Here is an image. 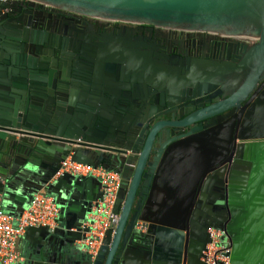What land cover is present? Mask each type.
Returning a JSON list of instances; mask_svg holds the SVG:
<instances>
[{"label": "water", "instance_id": "95a60500", "mask_svg": "<svg viewBox=\"0 0 264 264\" xmlns=\"http://www.w3.org/2000/svg\"><path fill=\"white\" fill-rule=\"evenodd\" d=\"M29 1L258 41L230 49L236 57L197 58L153 54L143 40H124L83 46L85 59L67 61L41 39L42 31L0 28L2 205L19 217L45 191L59 206L55 227L26 230L32 246L18 264H64L81 248L76 242L88 230L82 224L100 183L56 177L68 156L120 174L118 222L86 264H207L201 257L210 226L226 231L231 264H264V90L253 91L264 79V0ZM128 89L132 95L122 91ZM250 94L251 103L242 106ZM206 95L215 103L183 121L139 129L155 103ZM205 117V129L160 140L165 125ZM137 221L145 231L135 229Z\"/></svg>", "mask_w": 264, "mask_h": 264}, {"label": "flooded vegetation", "instance_id": "af4514ba", "mask_svg": "<svg viewBox=\"0 0 264 264\" xmlns=\"http://www.w3.org/2000/svg\"><path fill=\"white\" fill-rule=\"evenodd\" d=\"M0 28L4 30L30 28L42 31L44 33L41 39L45 40L50 46L59 47V56L67 61L74 59L75 56L78 61L85 59V56L81 55L83 46L116 44L124 40H143L152 48L153 54L163 53L197 58H224L227 55H230L231 58L236 57L230 49L234 50L237 46L240 47L241 42L254 44L258 41L257 39H243L221 32L180 29L107 19L81 14L45 3H33L29 0L0 2ZM69 46L78 47L80 51L73 53L69 51ZM51 56H57V54L53 53ZM87 66L91 68L93 65L88 63ZM116 69L117 64L114 65V72ZM262 90H264V79L257 83L253 91L260 92ZM122 91L133 94L132 89ZM202 97L199 99L190 98L171 106L162 105L159 102L155 103L152 114L141 122L139 129L141 130L148 124H155L160 121L181 122L198 110L215 103L216 97L210 98L208 95ZM251 97L252 94L242 102V106L249 105ZM220 99H223L222 95L219 96ZM150 110L151 108H149ZM209 118L205 117L192 122V124L177 128H170L165 125L160 140L166 141L197 126H202V129H205V125H209ZM165 129L170 130L168 134Z\"/></svg>", "mask_w": 264, "mask_h": 264}, {"label": "built area", "instance_id": "2783aa9c", "mask_svg": "<svg viewBox=\"0 0 264 264\" xmlns=\"http://www.w3.org/2000/svg\"><path fill=\"white\" fill-rule=\"evenodd\" d=\"M2 1L9 0H0ZM64 173L79 179L93 177L100 183L101 195L82 224L88 230L78 241L89 260L93 261L107 231H112L118 222V214L115 213L114 206L120 187V174L102 165L93 166L73 161L69 156L59 163L55 176ZM58 211L59 206L55 198L45 191H39L33 195L29 207L19 217H15L4 209L0 194V264L21 262L23 257L17 248L18 240L30 227H55ZM135 229L145 231L146 223L137 221ZM207 233L209 241L202 251L201 260L207 264H231V243L226 231L210 226L207 228Z\"/></svg>", "mask_w": 264, "mask_h": 264}, {"label": "crops", "instance_id": "0c3cea01", "mask_svg": "<svg viewBox=\"0 0 264 264\" xmlns=\"http://www.w3.org/2000/svg\"><path fill=\"white\" fill-rule=\"evenodd\" d=\"M76 244H78V241L76 242ZM31 246H32V243L28 239L25 238V233H24V235L17 242V248L19 249L23 257L22 261L25 260L23 251L26 250L27 248H30ZM87 256H88L87 253L81 248H79V251L74 253V257L72 258L71 262H67L64 264H86ZM55 264H58V263H55Z\"/></svg>", "mask_w": 264, "mask_h": 264}]
</instances>
